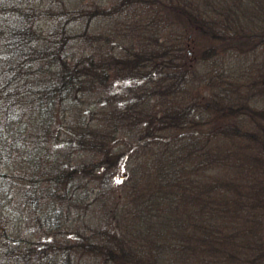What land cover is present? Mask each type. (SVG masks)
Returning a JSON list of instances; mask_svg holds the SVG:
<instances>
[{"label":"rangeland","instance_id":"1","mask_svg":"<svg viewBox=\"0 0 264 264\" xmlns=\"http://www.w3.org/2000/svg\"><path fill=\"white\" fill-rule=\"evenodd\" d=\"M199 13L214 27L228 22L241 29L242 49L220 47L229 45L224 26L217 32L222 42L200 35L198 24L188 28ZM258 32L261 40L247 38ZM23 33L20 45L0 42V264H122L114 261L120 256L140 264L170 261L160 250L162 239L153 237L160 242L155 251L142 241L144 231L129 224L123 232L113 216L121 200L130 210L155 191L140 169L145 162L149 167L151 150L140 142L174 137L201 143L200 154L214 145L203 143L209 141L226 156L229 151V198L236 189L247 206L245 224L233 226L237 218L229 224V264H264V0H0V39ZM75 65L82 71L65 86L61 77ZM212 89L226 91L228 124L215 111L214 120L199 129L159 130L161 124H181L165 104L182 112L175 108L181 97L212 109ZM43 90L49 93L41 100L46 105L39 102ZM65 128L72 134L65 135ZM81 132L95 137V154L77 140ZM113 141L127 150L99 153ZM115 159L121 163L113 175L106 166ZM58 169L60 180L69 179L66 189L47 182ZM106 233L117 237L120 253L109 244L96 250ZM247 238L255 248L251 255L233 248L235 240ZM196 260L187 252L171 261Z\"/></svg>","mask_w":264,"mask_h":264},{"label":"trees","instance_id":"2","mask_svg":"<svg viewBox=\"0 0 264 264\" xmlns=\"http://www.w3.org/2000/svg\"><path fill=\"white\" fill-rule=\"evenodd\" d=\"M203 16V13L192 16L193 21L191 23L188 21L187 27L190 25L195 27V25L198 24L202 29L199 31L200 35L206 34V36H208L210 39H214L213 41L215 42H222V35L226 32V35L228 34L227 36L229 37V45H220V47H228L229 50H235V52H238L242 49L241 46H243V44L241 42L238 43V41L243 38V31L241 29L236 30L229 28V25L227 24L228 22L225 25L214 27L215 25H209L211 18L207 15V18L210 19L208 21L203 19ZM203 20L205 21L203 22ZM223 26V34L222 32L217 33ZM193 33L198 34V31ZM256 36L259 38V40H261L263 37L262 34L258 32V34L254 33L247 35V38L249 40H255ZM15 37L2 38L0 39V42H4L8 45L11 43L20 45V43L24 42V33L20 39H13ZM237 37H240V39ZM9 50L11 49H8V54L11 53ZM156 54L162 55L163 53L160 51L155 53V55ZM155 58H157V56H155ZM143 60H146V62L151 60V58L147 59V51L143 56ZM71 70V73L68 76L64 75V77H61V79H64V82L67 83L65 86L68 87L71 85L69 78L73 76L76 78V74H80L79 72L82 71V68L79 65H75ZM49 78L51 81L55 80L53 75H51ZM171 79L172 77L170 80ZM45 84L46 82L43 83V86ZM213 91L214 90L212 89V94L209 97V101H212V105L215 106V108L212 109L208 106H202V100H195L194 103L188 101L184 102L181 100V97H179L178 104H176L175 108L180 109L182 112H176L175 109L170 110L172 105L168 104L171 102L167 103L166 100L167 104H165V108L169 111V114L173 115L175 120L179 121L181 124L179 125L178 123H171L172 127L170 123H167V126L161 124V126H163H160L159 130L163 132V128L167 127L168 129H177V132H179L178 129H180V126L182 127L184 125H191L192 127L199 129L214 120V118H212L210 115H213L215 111L217 113H215L213 116L217 117V115L220 114L217 119H219L221 123L228 124L229 100L225 98L226 91H216L217 93H213ZM51 94L53 96V91ZM39 95V102L46 105V102L43 101H45V99L49 96V93L43 90L41 93H39ZM196 96L200 99L199 92H197ZM182 98L184 97L182 96ZM184 99L187 100V97ZM207 103L208 102H206V104ZM196 106L199 108H196ZM60 113L61 115L65 114V111L58 112V115ZM177 125L179 126L177 127ZM57 128L60 129V126H57ZM61 130L62 129H60L58 132L59 135L61 134ZM65 131V135L72 134L68 133L66 128ZM76 138L77 140L83 139L84 145L88 143V154H95L99 148L96 147V145H93L92 142L94 141L93 139H95V137L90 136V134H82L81 132ZM170 140L171 139L157 142L158 140L151 141L150 139H147L144 142H140L142 143V146L151 150L149 167H144L146 164L145 162L142 164L143 167H140V169L141 171L145 170L146 174L150 176L149 180L154 183L155 191H153L150 197L146 199L145 204L139 205L137 202L135 207L131 205L132 208H130V210L127 205L128 203L125 204L123 203V200H121V204L117 209V213L113 216V225L115 224V226H118L121 224V227L118 228L124 232L126 229L129 230V224L132 225V229L135 224L137 233H142V231H144L142 233L144 234L142 241H148L151 244V248H155V251H159L158 247L160 246V242L153 237L156 236L162 239L163 244L161 245L160 250H165V252L169 254L171 258L170 261L165 262V264L178 263V261L181 260V258L187 252H192L194 256L196 255V264H229V239L231 237V235H229V224L232 225V219L234 218H237L238 221L236 224L233 223V226L241 224V222L242 224H245L243 220V214L244 210L247 209V206H242L243 204L240 203L238 190L234 189L233 194H235V196H233V199L229 198V151H227L226 156L224 150H220L218 147L213 149L214 146H217L215 141H209L203 143H212L214 145H210L207 148L205 145H203L202 149L205 147V151L200 154L199 150H201V143H196L194 145L191 143V141L182 142L180 141L181 139H178V137H174L173 142ZM108 144L109 147L107 148L106 146L102 149H99V153L106 154L108 156V149L110 150L113 148L118 151L121 150V152L117 154L120 156V154L122 155L123 152L127 150V148L123 147L124 144L122 141H113ZM87 148L85 152L87 151ZM195 154H198L199 158L198 156L195 157ZM189 155L190 159L188 158ZM112 162L113 163L110 162L109 166H106V168L114 175L118 168H120L119 166L121 162L119 164L117 162L118 165L116 164V159ZM213 164L217 165L220 170L215 168L212 169L211 165ZM55 171L58 172L50 176V180L47 179V182L52 186H61L66 189L69 179H66V182H63L59 179V169ZM43 175L46 176V174ZM40 177L43 178L42 176ZM240 182L241 180L238 178L237 184ZM130 193L131 191L129 189L125 191L124 194H126V198L129 199ZM132 200L134 199L132 198ZM229 200H231L232 205H229ZM237 202L239 203V206H235ZM244 219L249 218L244 216ZM165 229L171 232L169 236L163 235V231ZM253 230H250L251 237H254L256 233L254 230V234H251L253 233ZM235 231H237L236 228ZM233 235L236 236L235 234ZM116 239L117 237L114 235L106 233L103 240L99 242L100 245L96 247V250L98 252L102 251L104 246L107 244H109L112 249L114 248L118 250V248H116ZM249 240L250 239L248 238L247 240L241 239L240 242L235 240L233 248H236L237 252L241 250L244 252V254L251 255L253 249L255 251V248L249 245ZM230 246L232 247V245ZM107 255L109 259L112 260L114 254L110 251L107 252ZM125 258L126 257L120 256L114 261L118 262L123 260L124 264H140L137 258H131L129 260H127L128 257L126 259ZM212 258L214 259V262L210 263ZM206 259H208V262ZM171 260H173L175 263H173ZM153 264L161 263L160 261H157Z\"/></svg>","mask_w":264,"mask_h":264}]
</instances>
